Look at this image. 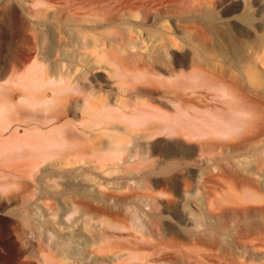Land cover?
Returning <instances> with one entry per match:
<instances>
[{
  "label": "rangeland",
  "instance_id": "obj_1",
  "mask_svg": "<svg viewBox=\"0 0 264 264\" xmlns=\"http://www.w3.org/2000/svg\"><path fill=\"white\" fill-rule=\"evenodd\" d=\"M35 59L73 83L62 121L44 130L82 121L96 92L112 104L141 96L137 111L160 108L173 131L149 139L148 154H37L15 141L26 123H11L37 91L10 83ZM111 59L133 73L129 91L103 67ZM11 98L0 264H264V0H0V102Z\"/></svg>",
  "mask_w": 264,
  "mask_h": 264
},
{
  "label": "bare ground",
  "instance_id": "obj_2",
  "mask_svg": "<svg viewBox=\"0 0 264 264\" xmlns=\"http://www.w3.org/2000/svg\"><path fill=\"white\" fill-rule=\"evenodd\" d=\"M91 47L87 44L85 49ZM203 49L207 51L204 46ZM152 54L161 60L160 52L152 51ZM109 65H103V67L106 66L110 70L111 76L118 79L124 91H129L125 84L129 83L127 79L133 73L114 59L109 61ZM18 76L24 77V79L28 78L37 94L30 97L24 96V100L33 106L31 114H27L24 120L11 121V123L21 121L27 125L25 137L18 135L15 137V141L28 142L37 154H104L103 159H117L123 154H148L149 147L146 142L149 139L174 129L171 125L161 126L158 124L159 121L157 120H171L173 116L169 113H162V110L156 106L145 104L150 109L137 111L138 102L143 99L141 96H137L138 99L135 104L125 100L119 101V99H117L116 104H112L108 102L106 96L91 92L84 98L82 121H67L59 127L44 130V125L62 121L64 111L58 105H63L70 98L69 93L73 87V83L70 82L71 74L63 71L55 72L53 68L50 71L35 59L33 64L26 65L24 69L14 68L10 83H15V77ZM51 85L55 88H51ZM50 88L54 92L52 98L48 97L45 91ZM5 102H0L1 119L6 118L8 114L14 115L13 117H15V113L20 114L12 98L6 99ZM42 112L49 113V115L43 116ZM179 115L181 117L187 115L184 108L180 109ZM119 123L127 125L122 127L118 125ZM79 126L83 128L80 129ZM97 133L108 138V142L104 143L102 148H98L96 145L90 148L88 144L80 142L79 134L84 135L89 142ZM133 139L138 140V142L142 139L145 143V145L137 146L140 148V152L129 147V141ZM37 166L35 165V167ZM81 198L91 200V195L84 192ZM87 211L98 215L97 210L92 205L87 206Z\"/></svg>",
  "mask_w": 264,
  "mask_h": 264
}]
</instances>
